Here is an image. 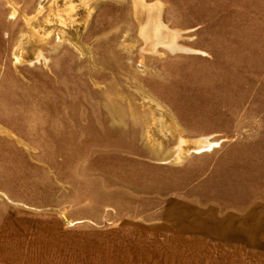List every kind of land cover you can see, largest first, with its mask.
I'll return each instance as SVG.
<instances>
[{
    "label": "rangeland",
    "instance_id": "obj_1",
    "mask_svg": "<svg viewBox=\"0 0 264 264\" xmlns=\"http://www.w3.org/2000/svg\"><path fill=\"white\" fill-rule=\"evenodd\" d=\"M4 244L264 264V0H0Z\"/></svg>",
    "mask_w": 264,
    "mask_h": 264
},
{
    "label": "crops",
    "instance_id": "obj_2",
    "mask_svg": "<svg viewBox=\"0 0 264 264\" xmlns=\"http://www.w3.org/2000/svg\"><path fill=\"white\" fill-rule=\"evenodd\" d=\"M5 227L6 229L9 230L6 232L10 233V235L3 236L4 242L6 244L10 243L11 245H13L17 243V244L27 245L28 243H33L36 240L35 236L33 235L35 232L34 231L35 228L33 226H22L21 227L22 231H18V232L24 233V235H14V233H16L18 229L14 226H5ZM37 239H43V238H37ZM6 244H4L5 245V247H3L4 250H0V257L2 258L0 264H28L26 262L19 261L17 260L18 258H16L19 256H29L31 252L27 248L25 249L21 248V250H16L15 252L14 250H8L9 247ZM255 249H257V247Z\"/></svg>",
    "mask_w": 264,
    "mask_h": 264
},
{
    "label": "bare ground",
    "instance_id": "obj_3",
    "mask_svg": "<svg viewBox=\"0 0 264 264\" xmlns=\"http://www.w3.org/2000/svg\"><path fill=\"white\" fill-rule=\"evenodd\" d=\"M82 0H80V2H81ZM84 2V1H83ZM86 2V1H85ZM155 3V2H154ZM155 4H157V3H155ZM71 5V4H70ZM152 5V4H151ZM153 7V6H152ZM149 8H150V6H149ZM161 8V7H160ZM160 10V9H159ZM162 10V9H161ZM142 11V10H141ZM138 12V11H137ZM142 13H143V11H142ZM149 13V12H148ZM161 14V13H160ZM159 16V15H158ZM160 17V16H159ZM156 23V22H155ZM163 25V24H162ZM155 29H158L156 26H155ZM166 30H168V29H166ZM165 30V31H166ZM142 31V30H141ZM165 37V36H164ZM157 38H158V36H157ZM152 40V39H151ZM164 43H165V39H164ZM176 44V43H175ZM177 45V44H176ZM175 45V46H176ZM156 47V46H155ZM168 47L170 48V46L168 45ZM172 48V47H171ZM174 48V47H173ZM173 50H175V49H173ZM154 51V50H153ZM177 51H178V49H177ZM180 51V50H179ZM170 52H171V50H170ZM172 52H175V51H172ZM39 55H41V54H39ZM181 139V138H180ZM206 139V138H205ZM208 140V139H207ZM193 141V140H192ZM203 141V140H202ZM202 143V142H201ZM200 143V145L197 147V150L199 151L200 149H202V148H205V147H207V145H205V143L203 142L202 144ZM207 143V142H206ZM211 144V143H210ZM212 145V144H211ZM179 147V146H178ZM190 147V146H189ZM211 147V146H210ZM180 148V147H179ZM191 148V147H190ZM180 150V149H179ZM187 150H188V148H187ZM181 153V152H180Z\"/></svg>",
    "mask_w": 264,
    "mask_h": 264
}]
</instances>
